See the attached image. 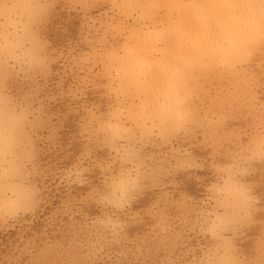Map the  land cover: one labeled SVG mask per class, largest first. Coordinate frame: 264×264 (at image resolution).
Listing matches in <instances>:
<instances>
[{"label": "clouds", "instance_id": "obj_1", "mask_svg": "<svg viewBox=\"0 0 264 264\" xmlns=\"http://www.w3.org/2000/svg\"><path fill=\"white\" fill-rule=\"evenodd\" d=\"M9 233L0 264H264V0H0Z\"/></svg>", "mask_w": 264, "mask_h": 264}, {"label": "rangeland", "instance_id": "obj_2", "mask_svg": "<svg viewBox=\"0 0 264 264\" xmlns=\"http://www.w3.org/2000/svg\"><path fill=\"white\" fill-rule=\"evenodd\" d=\"M66 19L63 14L61 15L60 18H58V20L56 21V23H62L63 20ZM65 27H67L69 29V32L72 33L73 35L75 34L78 24L75 20H73L71 23L66 24ZM49 36L50 38L53 39V42L56 44H61L63 43V37L60 36L59 34H57L54 30V28L50 29L49 31ZM71 127V126H69ZM45 160L47 159V157L44 158ZM187 190L190 191L193 195H198V191L195 187V185L191 182H189L187 184ZM58 203V200H53L51 205L45 210L44 215H47L48 213H50L56 206V204ZM149 203V199L145 198L144 200L138 202V204L136 205L137 208H141V207H145L147 204ZM93 214L95 213V210H92ZM33 228L35 231H39L42 228V223L38 220L35 222V224L33 225ZM136 230L134 229L133 232H135ZM254 234V233H253ZM15 236V233H9L6 236L0 238L3 239V241L5 242V244H7V241L12 239Z\"/></svg>", "mask_w": 264, "mask_h": 264}]
</instances>
